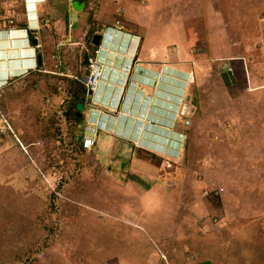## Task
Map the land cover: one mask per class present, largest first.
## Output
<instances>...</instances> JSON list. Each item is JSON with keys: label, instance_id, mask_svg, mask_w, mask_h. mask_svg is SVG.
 Wrapping results in <instances>:
<instances>
[{"label": "rangeland", "instance_id": "obj_1", "mask_svg": "<svg viewBox=\"0 0 264 264\" xmlns=\"http://www.w3.org/2000/svg\"><path fill=\"white\" fill-rule=\"evenodd\" d=\"M19 10L3 3L0 21ZM40 11V72L19 54L0 61V264H264V0H88L80 11L47 0ZM140 13L135 51L115 37L93 54L89 15L94 35ZM85 55L105 69L75 125L66 88L85 83ZM128 58L159 71V100L142 104L131 87L120 114L101 118L93 104L115 109ZM171 108L183 146L136 148L159 139L150 131Z\"/></svg>", "mask_w": 264, "mask_h": 264}, {"label": "clouds", "instance_id": "obj_2", "mask_svg": "<svg viewBox=\"0 0 264 264\" xmlns=\"http://www.w3.org/2000/svg\"><path fill=\"white\" fill-rule=\"evenodd\" d=\"M46 1L47 0H20V10H21L20 17L18 19H15V22H13L12 25L7 24V26L9 28H6V29L3 28L0 30V32H7V34H9V35H11L13 32H16V31H20V32L24 33V39L27 41L29 49H32L33 52H32V55H29L28 57H25V58L21 57V59L22 60H33L34 63L36 64V67H37V60H36L37 52H36V50L38 48V45L35 46L34 43L32 44L29 33L32 31L35 34L36 31L37 32L39 31V28H40L41 22H42V17L40 16V9H41L42 5L46 3ZM72 1H70V2H72ZM23 14H24V19L22 21L21 18H22ZM4 18H6V17H4ZM102 30H103V32H101L99 34L96 33V34L101 36V41H100L99 45H95V46H98L95 54H97L99 46L101 45V43H103V41L105 39H113V38H110V36L112 34H120V33H121L120 37L123 40H126L125 37H129V39L127 40L128 45H129L128 48L131 47L132 51H133V49H134V51L136 50L138 43H139V40H140V37L138 39L137 35L134 34L132 31L125 30V27L123 26V24L121 23V21L119 19L115 20L111 25H107L106 27H104V29L102 28ZM36 40L39 41L38 38ZM131 53L132 52H129V55H131ZM93 58H95V55ZM95 59L98 60V58H95ZM129 60H130V62H129V64H127ZM127 63H126L127 70H129V71H126L125 84H124V87L121 88V90H120L121 93L119 94L120 95L119 101H118L115 109H111V110L107 109L106 112H104L102 110V109H104L103 107L101 109V107H99V105L93 104L96 107V108L92 109L93 112L95 113V112L99 111L101 118L103 117V115L106 118H107V115L114 118L115 116L120 114V108L123 105V103H124V101L128 95L127 91L131 87L136 89L135 90V96H136L135 99L137 97L140 98V101L142 104L144 103V101L146 99H148L151 103L150 106L153 107L152 105H156L155 104L156 99L159 100V98L156 97V93L158 91H156V84L154 82V80L157 79V75L159 74V71H154L153 68H150L148 66H142L143 64H137L136 65V64H134V62L132 63V59H130V58L127 59ZM35 64H34V66H35ZM128 65H129V69H128ZM32 68L33 67L30 65L29 68H27V70H31ZM104 69H105V67L103 65V73H104ZM141 70L147 72L149 74L150 79L147 78L146 80H143V79L139 78L138 75L140 74V72H142ZM160 73L162 74V72H160ZM135 74L137 75V77ZM102 76H103V74H102ZM161 76L162 75H160V77ZM7 79H10V78H7ZM7 79H5V80H7ZM86 79H87V77H86ZM85 87H86V85H85ZM96 90H95V92H96ZM152 90H154L153 93L155 94V97L150 99L149 95H150V92H152ZM87 93H88V95L89 94L91 95L94 93V91L93 92L87 91ZM89 103L91 104L92 101L88 99V102H87V100H86V105H88ZM93 105H91V106H93ZM171 110H172V112L168 113V115L165 116L166 117V126L163 127V131H161L159 133L150 131V133L152 135H156L157 138H159L161 140H165L164 143H162V141H159V139L157 140L154 138H149V139L146 138L143 140L140 139L138 142L131 139L130 141L132 142V144L138 149L146 150L149 153L159 154V155H162L164 151H167L166 148L162 149V147L172 148L174 146V142H176L177 149L178 148L180 149L183 146L182 143L186 142V135L184 132L178 131L175 128L176 121L180 115H179L178 111H174L172 108H171ZM154 123H153V125H155ZM143 141L150 142V145H148L146 143L144 144ZM151 145H153V146H151Z\"/></svg>", "mask_w": 264, "mask_h": 264}, {"label": "crops", "instance_id": "obj_3", "mask_svg": "<svg viewBox=\"0 0 264 264\" xmlns=\"http://www.w3.org/2000/svg\"><path fill=\"white\" fill-rule=\"evenodd\" d=\"M14 1L15 3L18 4V6H20V3L19 1H15V0H12ZM190 1V0H189ZM8 2H11V1H8ZM3 5V2L2 0H0V6ZM18 13L21 12V10L17 11ZM142 13H140L139 16L137 17H133V19L129 18L128 16H126V18L133 23V26H127V31H130L131 28H134L133 29V33L137 35V38L142 40H144V37L141 33L140 30L143 29V27H146V23H145V18L144 16L141 15ZM127 15V14H126ZM4 17V16H3ZM1 17V18H3ZM1 20V19H0ZM128 23V21H126ZM184 22V21H183ZM135 23L137 25H139L140 27V32L138 31V29L136 30L134 27ZM174 23V22H173ZM176 23V22H175ZM187 27V26H186ZM6 29V28H9L7 26V23L5 21H0V30L1 29ZM180 29H183L185 31V29H188L187 28H184V27H181ZM186 33L185 34H182L181 36L179 35H176V40H177V37H178V41H180L181 43H183V45H186ZM121 36V33L120 34H112L110 36V38H115V37H120ZM125 36V35H124ZM175 38V37H174ZM189 39V36L187 37ZM190 40H193L192 39V34L190 35ZM196 39H198L197 37H195ZM194 41V40H193ZM132 50V49H131ZM31 49H29L28 47V44H27V41L24 39V33L20 32V31H16V32H13L11 35L7 34V32H0V61H3V60H8L9 57H11L13 54H15L16 57H18L20 55V57L22 58H25V57H28L30 53ZM27 52V53H26ZM161 52V50H160ZM19 54V55H18ZM172 54V53H171ZM173 56V55H172ZM19 57V58H20ZM26 61H29L31 62L32 64H34V61L33 60H26ZM27 66V65H26ZM32 66V65H31ZM142 66H146V64H143ZM149 67V66H148ZM152 68V67H150ZM189 262H187L188 264ZM205 264V263H204Z\"/></svg>", "mask_w": 264, "mask_h": 264}, {"label": "trees", "instance_id": "obj_4", "mask_svg": "<svg viewBox=\"0 0 264 264\" xmlns=\"http://www.w3.org/2000/svg\"><path fill=\"white\" fill-rule=\"evenodd\" d=\"M78 1H79V3H84L85 5H87V2H88V0H78ZM87 21L91 24V28L88 31V33H89L90 36L92 35V37H93V32L95 30L94 26L95 25L100 26L101 22H96L95 20H93L92 16H90V15L87 18ZM29 35H30L31 40L32 39L34 40L35 37L37 36V35L34 36V32H32V31L29 33ZM97 48H98V46H95V45L92 47L93 54H95ZM37 58H38L37 59V67H36L35 70L37 72H40L39 70L43 66L42 65L43 61H42V57H41L40 53H37ZM84 62L89 64V57H87V55L84 56ZM70 82H71L70 86H68L66 88V93L70 97L69 107H68V111H66L64 114L67 117L68 121H70V122L72 121L76 125V122L77 123L81 122V117L78 118L75 111L77 109L78 103H85V96L87 94V90H86V87H85V83L82 82L81 80L74 79V80H70ZM55 90H56V87H55ZM52 118L55 119L54 115H53ZM52 118H51V120H53ZM72 132H73V130L70 133L71 135H72ZM74 144H76V143H74ZM77 147L83 148V140L82 139L79 141V143L76 146V148Z\"/></svg>", "mask_w": 264, "mask_h": 264}, {"label": "built area", "instance_id": "obj_5", "mask_svg": "<svg viewBox=\"0 0 264 264\" xmlns=\"http://www.w3.org/2000/svg\"><path fill=\"white\" fill-rule=\"evenodd\" d=\"M8 1L12 0H2L3 3H8ZM19 1L20 0H15ZM72 1V0H70ZM20 17V13L18 12H11L10 16H7V21L12 24L15 19H18ZM118 22V21H117ZM103 74V65L98 62L95 58H89V74L87 76V79L85 81L86 89L89 92H93L97 89L99 82L101 80Z\"/></svg>", "mask_w": 264, "mask_h": 264}, {"label": "water", "instance_id": "obj_6", "mask_svg": "<svg viewBox=\"0 0 264 264\" xmlns=\"http://www.w3.org/2000/svg\"><path fill=\"white\" fill-rule=\"evenodd\" d=\"M71 5H72V7H74L77 11L82 10L83 7H84V3H79L78 0H73V1L71 2ZM100 41H101V36L98 35V34H95V35L93 36V38H92V43H93L94 45H99ZM82 109H83V103H78V105H77V113H76L77 116L80 115V112L82 111Z\"/></svg>", "mask_w": 264, "mask_h": 264}, {"label": "flooded vegetation", "instance_id": "obj_7", "mask_svg": "<svg viewBox=\"0 0 264 264\" xmlns=\"http://www.w3.org/2000/svg\"><path fill=\"white\" fill-rule=\"evenodd\" d=\"M40 16L42 17V14H41V11H40ZM41 27V26H40ZM40 30H41V28H39V31L37 32L36 31V33L34 34V36L35 35H37L36 37H35V39L33 40H31V42H32V44L34 43V45L35 46H37L39 43H38V41L36 40L37 38H38V36H39V34H40ZM38 58H37V56H36V60H37ZM85 105H86V103H83V109H82V111L80 112V115L79 116H77L78 118H80V116H82V114H83V112H84V110H85ZM76 113H77V109H76V111H75Z\"/></svg>", "mask_w": 264, "mask_h": 264}, {"label": "bare ground", "instance_id": "obj_8", "mask_svg": "<svg viewBox=\"0 0 264 264\" xmlns=\"http://www.w3.org/2000/svg\"><path fill=\"white\" fill-rule=\"evenodd\" d=\"M151 125H153V123H150Z\"/></svg>", "mask_w": 264, "mask_h": 264}]
</instances>
